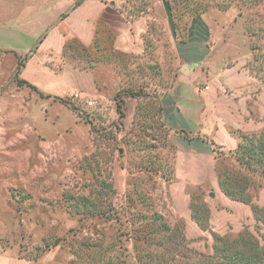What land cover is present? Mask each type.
Segmentation results:
<instances>
[{"label": "rangeland", "instance_id": "rangeland-1", "mask_svg": "<svg viewBox=\"0 0 264 264\" xmlns=\"http://www.w3.org/2000/svg\"><path fill=\"white\" fill-rule=\"evenodd\" d=\"M109 1L123 19L136 21L134 44L126 39L118 52L106 45L102 51L101 41H113L104 32L97 52L75 49L84 60L75 61L81 76H49L33 60L18 75L16 67L9 70L12 57L0 65V251L10 253L11 264H140L137 255L161 249L133 237L132 216H162L179 226L188 249L206 254L213 234L264 233L252 211L264 205V175L228 153L221 131L214 139L224 147H212L215 173L175 172L180 136L199 134L178 129L176 96L169 95L191 84L226 91L228 130L237 136L263 130L264 1ZM47 2L0 0V42L8 29L36 39L50 16L43 12ZM193 8L202 13L190 22ZM107 19L118 32L119 21ZM185 180L196 186L183 188ZM222 180L245 187L250 201L227 208ZM101 182L114 191L101 192Z\"/></svg>", "mask_w": 264, "mask_h": 264}, {"label": "crops", "instance_id": "crops-1", "mask_svg": "<svg viewBox=\"0 0 264 264\" xmlns=\"http://www.w3.org/2000/svg\"><path fill=\"white\" fill-rule=\"evenodd\" d=\"M47 1L44 5L46 9L43 12L50 16L42 27V33L36 39L33 38L29 41L25 34L18 30L8 29L9 35L0 42V65L4 64L6 57H12L10 72L13 69L15 70L18 58H22V66L18 71V75H22L23 70L33 60L36 63L32 66H37L39 70L44 71L49 76L62 74V76L67 77H79L81 76L82 67L75 65V61L80 63L84 60H82L81 56L75 55V49L78 52H82V47L85 46L89 52H97L94 47L95 40L97 37L103 36L104 32H112L113 41L111 44L108 41H101L102 51H106L104 45L107 46L109 53L111 50L112 52L121 50L126 39H129L131 44H134L137 33L134 27L136 21L123 19V14L118 10V4L115 1ZM51 10H55V12L52 14ZM109 15L119 21L117 25L118 32L113 30L111 21L107 19ZM111 45L114 48L110 49ZM31 46H34V48L30 49ZM130 50H132L131 46ZM66 86L70 91L74 90L72 88H75V86L77 88V85L71 80ZM182 90L169 94L173 98L176 96L174 101L176 110L172 113L174 123L179 125V130L199 135L180 136V147L182 149L177 157L179 161L175 164V172L189 174L213 171L215 173L217 168L215 160L217 159L213 154L212 147L213 145L224 147V145L215 142V134L221 131L226 136L228 146L224 148L228 153L232 152L239 142V139L227 128L225 118L226 91L219 94L216 89L212 90L209 86L202 89L192 84L187 86L186 90ZM47 95L52 96L53 94ZM55 95L57 97V94ZM207 139H209V142ZM190 160H193L194 167L189 164ZM179 176L182 175L180 174ZM188 176L185 175V177ZM188 183L189 181L185 180L183 188L196 186V183H191V185H188ZM225 198L224 204L227 208L241 205V203L226 196ZM11 258L8 251H0V264H11L9 263V259H13Z\"/></svg>", "mask_w": 264, "mask_h": 264}, {"label": "trees", "instance_id": "trees-1", "mask_svg": "<svg viewBox=\"0 0 264 264\" xmlns=\"http://www.w3.org/2000/svg\"><path fill=\"white\" fill-rule=\"evenodd\" d=\"M187 1V0H186ZM189 1V0H188ZM253 1L261 2L264 0H246L245 4L248 5ZM190 3V2H189ZM229 4H227L228 6ZM171 10V6L168 5ZM202 13V10L193 8L189 12L190 22L197 18ZM261 28L264 29V22ZM173 28L176 30L175 22H173ZM256 32H253V34ZM264 53V50H263ZM264 59V58H263ZM22 66V61H17V74ZM26 84L31 89H36L33 85L26 83V81L18 80V85ZM119 96V91L116 92L115 98ZM64 105H68L72 109H76L65 98L57 97ZM118 99V98H116ZM121 101H116V111L120 116L122 112L120 110ZM239 142L237 147L230 152V155L240 164L244 165L253 171H258L259 174L264 175V129L259 133L251 134H239ZM184 137H187L185 135ZM219 186L229 197L234 201H240L242 203H248L249 197L245 193V187L239 186L238 182L226 184L224 180L219 183ZM114 191L110 184H104L101 182V192L107 193V191ZM87 199V198H85ZM86 208L91 209L93 202L88 201V204H84ZM93 209V208H92ZM101 213H105L101 210ZM253 215L257 222L261 223L264 228V205L261 208L252 207ZM96 217V216H85ZM104 218L115 219V216H101ZM199 225L200 223L197 216H192ZM137 223V227L134 231V238L141 241L146 245H154L161 249L159 253L142 252L136 256V259L140 264H264V233L260 237H256L248 230H244L235 237L228 239L220 235L213 234V244L211 253H203L196 250L187 248V241L182 235L179 226H170L163 219L162 216H132L131 224ZM183 259V260H182ZM182 260V263H178Z\"/></svg>", "mask_w": 264, "mask_h": 264}, {"label": "built area", "instance_id": "built-area-1", "mask_svg": "<svg viewBox=\"0 0 264 264\" xmlns=\"http://www.w3.org/2000/svg\"><path fill=\"white\" fill-rule=\"evenodd\" d=\"M205 88H207V87H205Z\"/></svg>", "mask_w": 264, "mask_h": 264}]
</instances>
